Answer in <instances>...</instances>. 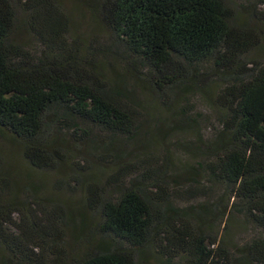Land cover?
<instances>
[{
  "label": "trees",
  "instance_id": "trees-1",
  "mask_svg": "<svg viewBox=\"0 0 264 264\" xmlns=\"http://www.w3.org/2000/svg\"><path fill=\"white\" fill-rule=\"evenodd\" d=\"M67 1L107 29L108 49L90 51L71 37ZM263 6L264 0H0V147L15 145L35 168L66 169L86 148L101 151L104 162L132 155L118 157L120 146L99 135L141 143L148 123L142 82L160 96L190 88L209 94L198 82L206 79L200 65L213 60L221 85L214 100L221 127L212 139L184 146L204 159L186 179L164 164L126 175L104 196L79 173L76 181L88 183L84 204L62 213L61 202L51 208L41 186L19 178L0 156V264H264V239L236 256L213 232L234 212L264 228V62L251 66L248 59L264 40ZM100 55L122 61L123 70L108 76ZM187 125L200 132L188 116L158 132L167 138ZM200 174L223 192L175 206L172 189ZM65 233L85 249L64 250L74 247Z\"/></svg>",
  "mask_w": 264,
  "mask_h": 264
},
{
  "label": "rangeland",
  "instance_id": "rangeland-1",
  "mask_svg": "<svg viewBox=\"0 0 264 264\" xmlns=\"http://www.w3.org/2000/svg\"><path fill=\"white\" fill-rule=\"evenodd\" d=\"M66 4L73 18L71 37L79 38L90 51L108 49L112 40L107 29L98 24L85 8L71 1H67ZM26 42L31 47L38 46L33 37L27 36ZM118 51L124 52L121 47L118 48ZM248 59L252 61L251 66L256 62H264V40L261 46L248 54ZM100 60L104 65L105 72L110 77L116 76L123 70L124 63L115 57L100 55ZM200 68L206 72V79L199 81L198 86H204L209 94L201 93L197 88H190L188 90L175 89L173 92L168 91L160 96L150 88L148 83L140 84V89L143 92L141 98L147 105L146 113L142 119L148 120L140 138L141 143L130 141L124 137L110 139L108 134L99 135L100 139L106 143L109 142L113 147L120 146L119 151L115 153L118 157L126 151L133 152L132 155L120 157L117 162L110 155L106 160L108 162H104L101 151L92 152L86 148L84 152L77 156L73 155L74 158L69 159L66 169L60 171L38 169L26 161L18 147L7 142L1 144L0 156L7 167L13 168L18 173L19 178L24 181L29 178L41 186L40 193L48 198L51 208L56 202H61L62 213L67 209L69 211L77 210L83 206L88 193L87 186L90 182H95L103 187V195L109 196L114 194L119 180L126 175L135 174L137 171L145 169H155L164 164L168 165L169 174L174 178L183 177L186 179L187 176L189 178L190 175L187 174L189 168L196 166L195 162L204 159L195 153H189L184 146L190 147L203 140L212 139L216 130L221 127L219 109L214 104L221 86L218 71H216L213 60L202 63ZM187 116L197 120L200 132L187 125L186 130L173 132L167 138H165L167 133L159 134L158 126L168 128L167 126L176 124L178 119ZM84 126L90 127L88 124H84ZM90 129L99 132L94 127H90ZM146 133L150 134L146 136ZM180 146L183 151L179 149ZM79 173L90 177L88 183L76 181V176ZM173 181L171 178L168 179L170 188ZM179 187L180 189L178 187L172 189V201L178 207L210 202L217 199L224 189L222 184L207 174H200L196 181L181 182ZM192 191H195L194 195ZM213 232L218 234L226 248L236 256L247 244L254 240L264 239V228L256 225L250 217L236 212L230 214L229 218L223 221H216ZM63 241L74 243L73 249H64H67L72 255L85 249L84 242H75L71 234L65 233ZM48 259L51 263L52 259ZM151 264L160 263L151 258Z\"/></svg>",
  "mask_w": 264,
  "mask_h": 264
}]
</instances>
